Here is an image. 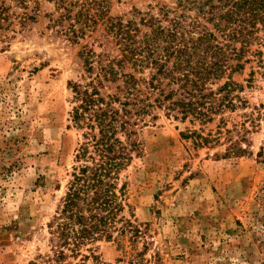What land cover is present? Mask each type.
I'll return each instance as SVG.
<instances>
[{
    "label": "rangeland",
    "instance_id": "1",
    "mask_svg": "<svg viewBox=\"0 0 264 264\" xmlns=\"http://www.w3.org/2000/svg\"><path fill=\"white\" fill-rule=\"evenodd\" d=\"M5 1L12 25L0 33V264H27L48 251L46 223L82 141L68 86L90 79L81 52L96 60L118 53L107 17L125 22L140 12L165 25L197 9L192 0ZM244 58L232 74L234 109L204 124L155 110L135 126L138 148L119 184L122 215L140 233L98 242L99 261L86 264H264V30ZM106 85L101 92H112ZM188 130L218 141L197 147L181 136ZM229 137L243 155H225Z\"/></svg>",
    "mask_w": 264,
    "mask_h": 264
},
{
    "label": "trees",
    "instance_id": "2",
    "mask_svg": "<svg viewBox=\"0 0 264 264\" xmlns=\"http://www.w3.org/2000/svg\"><path fill=\"white\" fill-rule=\"evenodd\" d=\"M192 4L193 16L174 15L165 25L163 16L140 12L137 20L125 22L107 17L105 27L118 53L96 60L94 52H81L90 79L68 86L75 103L71 121L82 130V141L74 150L66 191L46 223L48 251L27 264L98 262V242L139 235V227L122 215L125 185L119 180L138 148L135 126L147 116L156 118L155 110L180 122L204 124L234 109L232 74L243 68L249 46L264 30V0ZM10 17L9 6L0 0V33L9 30ZM106 84L114 85L112 92H101ZM181 136L197 147L218 141L197 130ZM228 139L225 155L246 152Z\"/></svg>",
    "mask_w": 264,
    "mask_h": 264
}]
</instances>
